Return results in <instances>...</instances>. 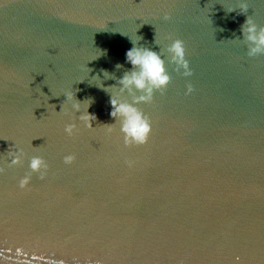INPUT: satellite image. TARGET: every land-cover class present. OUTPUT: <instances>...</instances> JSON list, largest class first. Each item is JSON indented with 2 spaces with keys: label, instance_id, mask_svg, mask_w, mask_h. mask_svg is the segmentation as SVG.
I'll use <instances>...</instances> for the list:
<instances>
[{
  "label": "water",
  "instance_id": "95a60500",
  "mask_svg": "<svg viewBox=\"0 0 264 264\" xmlns=\"http://www.w3.org/2000/svg\"><path fill=\"white\" fill-rule=\"evenodd\" d=\"M246 16L264 25V0H0V264H264V52L247 55ZM129 37L169 78L124 143L108 99ZM88 98L91 126L71 107Z\"/></svg>",
  "mask_w": 264,
  "mask_h": 264
},
{
  "label": "clouds",
  "instance_id": "9594fccd",
  "mask_svg": "<svg viewBox=\"0 0 264 264\" xmlns=\"http://www.w3.org/2000/svg\"><path fill=\"white\" fill-rule=\"evenodd\" d=\"M166 15V13H165ZM240 37L246 42L247 55L252 56L260 52H264V25L257 26L250 16H246L240 25ZM131 47L125 50L124 60L131 67L123 72L117 79L118 90L116 94L108 91L112 86H104L100 83L99 78L93 74L92 79L96 81L97 87H102L106 92H109L108 103L110 105L108 115L115 118L112 125L118 122L119 131L122 133L124 143L142 142L149 128L146 115L142 114L140 109L134 103L137 100H147L151 97L153 89H160L168 80V72L165 70L164 61L160 53L151 47L144 45L138 46L130 37ZM168 51V61L179 68L185 70L187 74V61L184 58L183 42L178 38H171L164 45ZM114 67L120 68L122 65L117 62ZM105 78H108L110 73L101 69ZM127 93L129 99H123L121 94ZM65 98L72 100L73 93ZM88 98L83 102L74 99L71 104L74 112H79L77 119L86 121L87 126H91L90 121L95 120L94 113L87 112V107L90 103ZM131 101V102H130ZM74 125L67 124L66 132H71ZM109 130H111L109 128ZM65 161H70L72 157L65 156ZM19 157L14 156L11 163H17ZM29 168L33 171H38L42 167H46L43 161L38 156H33L29 160ZM28 177H23L20 181L23 186Z\"/></svg>",
  "mask_w": 264,
  "mask_h": 264
}]
</instances>
